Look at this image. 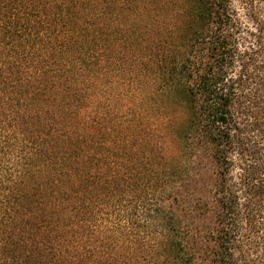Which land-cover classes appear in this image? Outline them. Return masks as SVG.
<instances>
[{"label":"trees","instance_id":"1","mask_svg":"<svg viewBox=\"0 0 264 264\" xmlns=\"http://www.w3.org/2000/svg\"><path fill=\"white\" fill-rule=\"evenodd\" d=\"M0 264H264V0H0Z\"/></svg>","mask_w":264,"mask_h":264}]
</instances>
